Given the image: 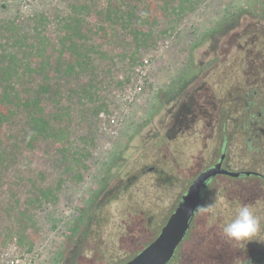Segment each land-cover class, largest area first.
Returning a JSON list of instances; mask_svg holds the SVG:
<instances>
[{"label": "rangeland", "instance_id": "1", "mask_svg": "<svg viewBox=\"0 0 264 264\" xmlns=\"http://www.w3.org/2000/svg\"><path fill=\"white\" fill-rule=\"evenodd\" d=\"M179 1L0 0V94L23 97L0 102V257L10 264L54 263L103 174L147 133L169 79L190 54L225 53L264 6ZM74 32L85 53L76 69ZM39 42L57 48L51 63L38 62ZM39 92L45 104H30ZM38 116L49 132L36 130Z\"/></svg>", "mask_w": 264, "mask_h": 264}, {"label": "flooded vegetation", "instance_id": "2", "mask_svg": "<svg viewBox=\"0 0 264 264\" xmlns=\"http://www.w3.org/2000/svg\"><path fill=\"white\" fill-rule=\"evenodd\" d=\"M245 19L225 53L190 54L153 99L147 133L103 174L53 264L127 263L160 235L207 171L166 264H264V240L234 248L218 227L247 204L264 229V6Z\"/></svg>", "mask_w": 264, "mask_h": 264}, {"label": "water", "instance_id": "3", "mask_svg": "<svg viewBox=\"0 0 264 264\" xmlns=\"http://www.w3.org/2000/svg\"><path fill=\"white\" fill-rule=\"evenodd\" d=\"M211 174L207 171L199 176L191 186L184 201L164 226L160 235L137 256L125 264H166L181 241L188 227L189 219L199 202V190L203 180Z\"/></svg>", "mask_w": 264, "mask_h": 264}, {"label": "clouds", "instance_id": "4", "mask_svg": "<svg viewBox=\"0 0 264 264\" xmlns=\"http://www.w3.org/2000/svg\"><path fill=\"white\" fill-rule=\"evenodd\" d=\"M211 206H201L198 211H206ZM220 234L226 242L234 248H244L248 241L253 239L264 240L261 238L262 229L261 221L255 215L251 206L247 204H238L234 215L231 219L223 220L218 225ZM234 264H243L240 258H236Z\"/></svg>", "mask_w": 264, "mask_h": 264}, {"label": "trees", "instance_id": "5", "mask_svg": "<svg viewBox=\"0 0 264 264\" xmlns=\"http://www.w3.org/2000/svg\"><path fill=\"white\" fill-rule=\"evenodd\" d=\"M184 1L185 0H181L179 1V3L177 4L178 6H180L181 8H184ZM76 33H79V32H74V38L73 40H76V41H73L72 43L74 44V46L72 47L73 51L72 53H74V55H76V58H77V62H74V65H71L70 66L74 69L76 68H81L83 66V61L85 58H84V55L85 53L81 52V44L78 43L79 39L81 38L79 34H76ZM70 34L71 35V31L70 30H66L65 31V35H68ZM40 44V42H39ZM39 44L36 48V51H35V56L38 58V62L39 61H43L44 64H48V63H51V60L55 57V54L57 53V48L54 47L53 44L50 45V48H48L46 46V44L43 42V44L39 47ZM40 58H39V56ZM63 54H61V57H62ZM60 56V55H59ZM42 59V60H41ZM48 59V60H47ZM76 61V60H75ZM42 65V64H41ZM8 79V78H7ZM49 93H51L49 91ZM1 97H0V102L3 100V99H7L9 100L11 95H12V92L9 90V89H5L3 90L2 94H0ZM17 95H19V93L17 92ZM16 94H14V96L11 97V99H14L16 97V99L19 101V104H21V100L23 99L22 95L20 96H17ZM22 98V99H21ZM45 98L42 96V94L37 93L35 98H32L30 99V104H45V101L44 100ZM4 102V100H3ZM5 104V103H4ZM35 121L37 123V128L36 130L40 133V132H49V130H47L48 128L46 127V124L47 122H41V117L38 116V117H35Z\"/></svg>", "mask_w": 264, "mask_h": 264}, {"label": "built area", "instance_id": "6", "mask_svg": "<svg viewBox=\"0 0 264 264\" xmlns=\"http://www.w3.org/2000/svg\"><path fill=\"white\" fill-rule=\"evenodd\" d=\"M0 264H10V262H9V260H6L5 259V256L4 255H2L0 257Z\"/></svg>", "mask_w": 264, "mask_h": 264}]
</instances>
